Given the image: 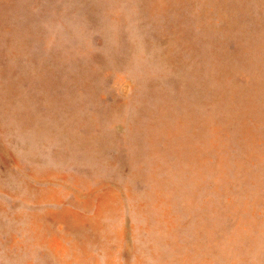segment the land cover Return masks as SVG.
<instances>
[{
    "label": "rangeland",
    "instance_id": "374dc122",
    "mask_svg": "<svg viewBox=\"0 0 264 264\" xmlns=\"http://www.w3.org/2000/svg\"><path fill=\"white\" fill-rule=\"evenodd\" d=\"M61 256L264 264V0H0V264Z\"/></svg>",
    "mask_w": 264,
    "mask_h": 264
},
{
    "label": "bare ground",
    "instance_id": "6f19581e",
    "mask_svg": "<svg viewBox=\"0 0 264 264\" xmlns=\"http://www.w3.org/2000/svg\"><path fill=\"white\" fill-rule=\"evenodd\" d=\"M50 110H53V109H50ZM58 115V114H57ZM49 118V117H48ZM250 120V119H249ZM41 121V120H40ZM44 122V121H43ZM42 122V123H43ZM233 122V121H232ZM255 122V121H254ZM46 125V124H45ZM61 125H63V124H61ZM65 125V124H64ZM39 126V125H38ZM48 126H50V125H48ZM232 127H234V126H232ZM231 127V128H232ZM72 130V129H71ZM105 139H106V137H104ZM257 139V138H256ZM253 142V141H252ZM252 142H250V143H252ZM256 142V141H255ZM249 143V142H248ZM258 143V142H257ZM67 145H69V144H67ZM254 147V146H253ZM191 150V149H190ZM252 150V149H251ZM93 152V151H92ZM249 152V151H248ZM90 153H91V151H90ZM92 154V153H91ZM91 157H92V155H91ZM90 157V158H91ZM89 158V159H90ZM174 181V180H173ZM179 181V180H178ZM153 183V188L152 189H154V188H156V194H161V195H163L164 194V190H163V188H162V185H161V182H160V180L158 179L157 181H154V182H152ZM113 195V194H112ZM45 197H49V195L47 194V195H45ZM113 197H114V195H113ZM50 198H55L54 196H51L50 195ZM104 201H105V205H106V208L109 210H112L113 209V206L112 205H110V203H111V201H112V199L110 198V196L108 197V196H105L104 197ZM153 212V211H152ZM160 212H162V211H160ZM160 228H154L153 227V225H149V233H150V235H152L155 231H160L159 230ZM121 235V231H118V236H120ZM126 235H127V237L129 236V233H126ZM120 238V237H119ZM62 257V256H61ZM61 261L63 262L62 264H66V262L64 261V259H63V257L61 258ZM60 261V262H61Z\"/></svg>",
    "mask_w": 264,
    "mask_h": 264
},
{
    "label": "water",
    "instance_id": "95a60500",
    "mask_svg": "<svg viewBox=\"0 0 264 264\" xmlns=\"http://www.w3.org/2000/svg\"><path fill=\"white\" fill-rule=\"evenodd\" d=\"M98 18H99V20L102 19L101 16H99ZM29 144L32 145L33 147H35L38 143H37V140L34 139L33 136H31V137L29 138Z\"/></svg>",
    "mask_w": 264,
    "mask_h": 264
}]
</instances>
